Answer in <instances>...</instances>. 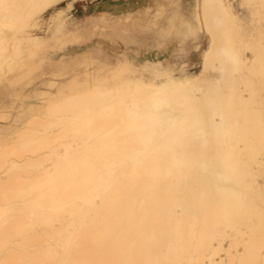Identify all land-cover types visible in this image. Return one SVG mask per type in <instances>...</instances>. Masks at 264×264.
Here are the masks:
<instances>
[{"label": "bare ground", "instance_id": "obj_1", "mask_svg": "<svg viewBox=\"0 0 264 264\" xmlns=\"http://www.w3.org/2000/svg\"><path fill=\"white\" fill-rule=\"evenodd\" d=\"M77 1L5 0L35 23L0 38V118L20 107L0 133V261L261 264L264 0H196V26L209 35L196 71L88 57L86 82L36 91L31 109L14 87L44 65L41 44L94 32L56 37L60 21L36 33ZM117 233L120 246H101Z\"/></svg>", "mask_w": 264, "mask_h": 264}, {"label": "crops", "instance_id": "obj_2", "mask_svg": "<svg viewBox=\"0 0 264 264\" xmlns=\"http://www.w3.org/2000/svg\"><path fill=\"white\" fill-rule=\"evenodd\" d=\"M197 2L195 0L192 8L191 0H90L81 3L79 6L83 8V15L79 21L74 20L80 27L72 31H86L87 27L92 26L94 32L90 37L75 43L93 42V55L101 61L115 63L126 58L138 67L157 64L175 69L178 73L196 71L209 44V35L196 26ZM169 5L178 6L185 18L184 29L171 30L169 20L173 10ZM161 6L165 8L160 9ZM97 51L105 53L96 56ZM82 52L81 55L89 51L82 49Z\"/></svg>", "mask_w": 264, "mask_h": 264}, {"label": "rangeland", "instance_id": "obj_3", "mask_svg": "<svg viewBox=\"0 0 264 264\" xmlns=\"http://www.w3.org/2000/svg\"><path fill=\"white\" fill-rule=\"evenodd\" d=\"M88 1L90 0H78L77 2H75L73 8L64 15L63 19L61 18L59 19L56 12L57 9L66 8V3L60 4L58 7L51 10L42 18L43 19L41 21L42 30L39 29L36 31V33H40L43 35H46L49 32L52 33L54 26L60 21L62 22V25H60V27L58 28V31L55 34L56 37L63 35V33L65 32H70L73 29L79 28L80 25L76 21H79L80 17L83 15V8L82 6H79V4ZM194 4H195V0H191V8L194 7L193 6ZM234 4L235 6H238V0H234ZM49 19L51 20L49 21ZM91 35L88 34L87 38L90 37ZM82 40H78L76 42ZM73 43L66 42L58 46V41L50 39L41 44L40 47L49 45L48 48L46 47V51L44 50V52L42 53V56L44 57L42 58L44 65L41 68H37L34 72L30 73L29 76L21 79V81L17 83L14 87L16 91H18L20 94L24 96L23 99H27L28 101H30L29 105L31 106V109H37L40 107L39 102L41 100L38 98L39 96H37L36 91L51 90L53 92H56V90L58 89L63 90L72 87L76 83L81 84L87 81V78L85 76L87 72L94 69L93 66L95 64H88L84 60L87 59L88 57L96 58L93 55L94 43L93 42H89L87 44H81V43L73 44ZM82 49H86V51L89 52L81 55V53H83ZM104 53L105 51L104 52L97 51L95 55L102 56L104 55ZM97 60L99 59L97 58ZM97 60L95 61L98 62ZM195 69H198V67ZM51 77L52 79L55 78V84L53 86H48L47 84H45L44 80L46 78H51ZM19 109H20L19 106L14 110L12 109L11 114L9 113L10 115L6 119L0 118L1 134H7L10 132L11 124L17 122V120H15L18 119L16 112Z\"/></svg>", "mask_w": 264, "mask_h": 264}, {"label": "snow or ice", "instance_id": "obj_4", "mask_svg": "<svg viewBox=\"0 0 264 264\" xmlns=\"http://www.w3.org/2000/svg\"><path fill=\"white\" fill-rule=\"evenodd\" d=\"M70 6V5H69ZM18 7L17 5L8 4L5 0H0V38L7 39L11 37L14 33H18L21 30H25L35 23L34 18H28L25 20L18 19L13 13V9ZM173 10L170 20L171 30H182L186 27L185 18L180 14L177 5H169ZM264 23V21H262ZM262 142H264V109H262ZM262 156H264V149H262ZM264 207V204H262ZM177 212L180 209L176 210ZM102 247L108 250L115 249L120 246L121 238L120 235L113 234L109 237H105L100 242ZM134 247V245H131ZM161 250L163 248L161 247ZM58 254H67V249H58ZM0 264H165L163 261H141L135 259H85V260H71V259H57L55 261H33V260H19V261H0ZM264 264V261L261 262Z\"/></svg>", "mask_w": 264, "mask_h": 264}]
</instances>
